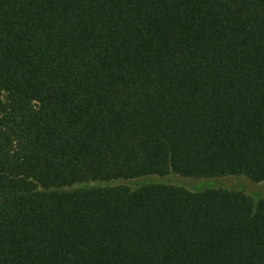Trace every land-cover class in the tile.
<instances>
[{
	"label": "trees",
	"instance_id": "16d2710c",
	"mask_svg": "<svg viewBox=\"0 0 264 264\" xmlns=\"http://www.w3.org/2000/svg\"><path fill=\"white\" fill-rule=\"evenodd\" d=\"M264 0H0V264H264Z\"/></svg>",
	"mask_w": 264,
	"mask_h": 264
},
{
	"label": "rangeland",
	"instance_id": "374dc122",
	"mask_svg": "<svg viewBox=\"0 0 264 264\" xmlns=\"http://www.w3.org/2000/svg\"><path fill=\"white\" fill-rule=\"evenodd\" d=\"M150 185H165L186 189L193 193L207 190H227L239 192L249 196L256 204L264 200V182L253 183L244 177H223L213 179H189L175 174L167 177H144L136 180L115 182H92L75 186L70 190H83L90 188H107L125 186L133 191Z\"/></svg>",
	"mask_w": 264,
	"mask_h": 264
}]
</instances>
